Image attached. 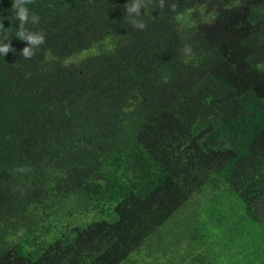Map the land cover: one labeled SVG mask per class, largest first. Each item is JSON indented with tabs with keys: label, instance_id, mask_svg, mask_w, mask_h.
<instances>
[{
	"label": "trees",
	"instance_id": "trees-1",
	"mask_svg": "<svg viewBox=\"0 0 264 264\" xmlns=\"http://www.w3.org/2000/svg\"><path fill=\"white\" fill-rule=\"evenodd\" d=\"M158 2L0 0V264H264V0Z\"/></svg>",
	"mask_w": 264,
	"mask_h": 264
},
{
	"label": "clouds",
	"instance_id": "clouds-1",
	"mask_svg": "<svg viewBox=\"0 0 264 264\" xmlns=\"http://www.w3.org/2000/svg\"><path fill=\"white\" fill-rule=\"evenodd\" d=\"M33 3V0H12V11L14 15L11 16L12 20L19 21L18 29H15V37L27 44L24 47L20 55L25 59H31L35 55L36 49H38L45 42V35L43 32L33 31L28 28V24H38L39 15L31 12L27 5ZM151 0H128V3L124 5L125 16L128 18L127 22L134 28L139 30H144L147 25L143 19H141V9H146L149 7ZM164 0H159L157 7L163 8ZM171 9L175 11L177 5L173 3L170 5ZM4 17L0 16V55L5 56L9 52H15V49L11 46V37L10 29L5 28L3 24ZM7 41V42H5ZM185 55L191 53L190 45H186L184 49ZM17 171L26 173L30 172L31 169L26 166H21Z\"/></svg>",
	"mask_w": 264,
	"mask_h": 264
}]
</instances>
